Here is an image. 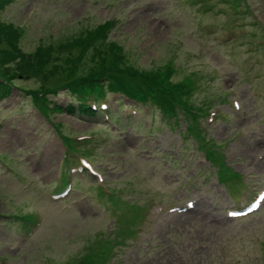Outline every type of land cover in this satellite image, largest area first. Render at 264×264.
<instances>
[{
  "label": "rangeland",
  "instance_id": "rangeland-1",
  "mask_svg": "<svg viewBox=\"0 0 264 264\" xmlns=\"http://www.w3.org/2000/svg\"><path fill=\"white\" fill-rule=\"evenodd\" d=\"M231 1L0 4L3 33L10 34L0 47L10 48L13 42L24 59L57 44L81 45L77 38L88 33L126 53L125 59L145 75L152 70L166 81L171 75L185 100L215 111L211 123L203 121L205 135L224 142L221 153L241 174L223 167L220 183L217 165L203 160L185 123L174 125L146 105L133 115L136 120L127 122L121 121L130 114L126 107L116 122L63 111L51 119L60 121L66 134L93 136L86 148L93 165L104 173L105 185L116 191L117 201L97 196L93 178L79 175L66 199L54 200L48 191L60 185L63 145L29 97L44 84V77L18 76L0 100V256L5 257L0 264H43L45 257L50 264H70L92 251L97 254L87 264H264V204L242 218L226 214L264 185V48H258L262 35L241 0H233L236 9ZM249 1L264 23V0ZM226 28H233L237 38L219 44L222 39L216 33ZM22 58L7 65L14 67ZM233 98L241 102L240 110L232 107ZM52 99L63 106L75 104L64 89ZM106 101L115 115L114 97L109 94ZM242 175L245 187L234 203L235 193L244 186ZM196 196L197 211H169L170 205ZM141 206L148 209L132 238L124 233ZM33 211L40 222L26 235L31 223L11 214ZM116 239L120 242L113 247Z\"/></svg>",
  "mask_w": 264,
  "mask_h": 264
},
{
  "label": "trees",
  "instance_id": "trees-1",
  "mask_svg": "<svg viewBox=\"0 0 264 264\" xmlns=\"http://www.w3.org/2000/svg\"><path fill=\"white\" fill-rule=\"evenodd\" d=\"M4 2L5 0H0L1 5ZM4 30L3 24L0 23L1 44H6L9 40L7 36H10V34L3 33ZM79 36L81 38L77 39H82L81 45L77 44L76 46L74 43H65L66 47L57 48L59 45L57 44L53 49L48 48L42 55L34 53L25 59L22 58L20 48L13 42H10V48L0 47V77L2 78L0 89L13 85L14 79L18 76L42 75L44 84L29 93L32 95V100L38 110L46 117H49L53 111L61 110L59 106L52 105L50 99L60 89H65L73 98L78 100L90 94L98 96L102 94L100 83L104 77L107 79L110 89L116 90L118 93H124L132 99L154 100L160 104L162 109L167 111V114H174V109L180 105L184 108L189 107L188 101L183 100L181 91H178L171 82V75L167 77L166 81L162 74L152 73L151 70L147 75H145L146 71H144L142 72L143 75L135 73V76L131 79L117 80L105 67L120 68L125 63V53L106 46L103 37L97 36L93 38L88 33L86 36L83 34ZM12 37L13 39L17 38L16 35ZM72 38H76V35ZM39 52L43 53L40 50ZM15 58H22V60L15 62L14 67L7 65L8 62H14L11 59ZM95 63L96 65L89 70L91 72L85 74L84 70L87 64ZM100 64L102 66L98 67ZM125 67L126 70L133 69L132 67ZM166 68L162 70L165 71ZM177 84L182 83L177 82ZM65 139L68 142V148L76 147L75 145L78 141L68 136H65ZM85 257L93 261L89 253Z\"/></svg>",
  "mask_w": 264,
  "mask_h": 264
}]
</instances>
